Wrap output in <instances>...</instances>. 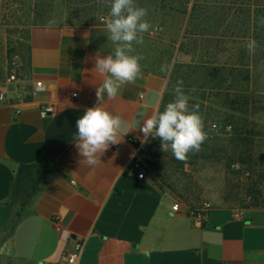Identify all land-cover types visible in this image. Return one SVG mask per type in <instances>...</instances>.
Listing matches in <instances>:
<instances>
[{
	"label": "crops",
	"instance_id": "1",
	"mask_svg": "<svg viewBox=\"0 0 264 264\" xmlns=\"http://www.w3.org/2000/svg\"><path fill=\"white\" fill-rule=\"evenodd\" d=\"M28 44L17 79L0 82V264H69L77 240L78 264H264V207L213 204L201 221L134 172L150 139L137 116L151 114L157 93L161 110L167 77L142 66L116 98L98 102L94 57L114 48L105 25H34ZM97 103L124 116L130 132L88 167L74 145L76 121ZM23 165L35 188L20 179Z\"/></svg>",
	"mask_w": 264,
	"mask_h": 264
},
{
	"label": "rangeland",
	"instance_id": "2",
	"mask_svg": "<svg viewBox=\"0 0 264 264\" xmlns=\"http://www.w3.org/2000/svg\"><path fill=\"white\" fill-rule=\"evenodd\" d=\"M148 10L153 26L143 44L134 45L140 63L168 79L165 105L173 99L178 80L190 101H199L202 75L198 67L226 77V92L205 91L204 131L215 123L231 125L204 142L227 139L229 156H239L245 144L235 141L241 128L251 133L249 167L226 158L177 160L171 151L148 145L141 160L146 174L162 190L192 208L204 203L264 207V0H136ZM107 0H0V82L9 77L13 61L28 53L34 25H105ZM105 20H102V19ZM257 48L249 54L246 44ZM167 71H162V67ZM218 94V95H217ZM235 127L238 131H235ZM243 136V134H242ZM249 168L252 170H249ZM248 169V170H247Z\"/></svg>",
	"mask_w": 264,
	"mask_h": 264
},
{
	"label": "clouds",
	"instance_id": "3",
	"mask_svg": "<svg viewBox=\"0 0 264 264\" xmlns=\"http://www.w3.org/2000/svg\"><path fill=\"white\" fill-rule=\"evenodd\" d=\"M109 7L106 22L107 39L114 45L113 51L101 57H94V69L103 77L96 89L99 101L107 95L109 99L118 96L123 85L134 83L142 75L140 61L143 57L133 54L134 45L143 44L144 34L150 33L151 23L146 19L148 10L139 6L136 0H107ZM246 48L253 54L257 42L250 39ZM167 71V67H162ZM174 96L160 110V95L154 94L152 112H141L136 124L145 140L159 139L163 152L171 151L179 161L185 162L189 153L198 152L207 139L204 122L199 113V104L190 105L185 94L183 81L178 80L173 89ZM74 145L80 157V164L95 167L101 163V156L112 145L119 144L130 132L124 116L115 114L97 103L84 111L76 121Z\"/></svg>",
	"mask_w": 264,
	"mask_h": 264
},
{
	"label": "trees",
	"instance_id": "4",
	"mask_svg": "<svg viewBox=\"0 0 264 264\" xmlns=\"http://www.w3.org/2000/svg\"><path fill=\"white\" fill-rule=\"evenodd\" d=\"M25 59H26V56L23 57L22 60H25ZM142 66H144V65H142ZM144 67L165 76V74L162 72H159V71L154 70V69L147 67V66H144ZM198 69L202 75V77H201L202 83L199 86V90L203 89L204 93L200 97L199 101H191L189 103H190V105L199 104V106H200L199 107V113L201 114V116L203 118V113L206 109V105H205V102H206L205 91H206V89L211 91V93H213V92L218 93V92H223V91L226 92L227 88L224 86H225L226 80L228 78H226V77L219 78V76L217 74L219 71L218 72L214 71V74H212L209 67H206L205 65L198 67ZM166 98H167V92H166L164 99H163L161 111L163 110V108L165 106ZM235 131H238V129L236 127H235ZM239 132H240L239 135H237L234 140L239 142V143L245 144L246 148L237 157L228 155L227 139L225 137H218L211 142H209V141L204 142L201 146L200 151L194 152V153H189V156H194L196 158H205V159L226 158V160H228L229 164H231V162H233V161H235V162L239 161L241 163L247 164L250 167L253 163V160H252L253 157H250V158L247 157L246 159H244V156H247L251 150V149H249L250 145L252 144L251 133L247 129L244 130V128H241V130ZM242 134H243V136H242ZM148 145L160 146V141L158 138L157 139L150 138L149 141L145 144V146L142 149V152H141L142 155L144 154V148ZM249 170H251V169L249 168ZM19 177L21 180L27 181L31 186H33V188H35L36 180L34 178L33 170H32L31 166H28V165L21 166V168L19 170ZM252 206H257V205H252Z\"/></svg>",
	"mask_w": 264,
	"mask_h": 264
},
{
	"label": "built area",
	"instance_id": "5",
	"mask_svg": "<svg viewBox=\"0 0 264 264\" xmlns=\"http://www.w3.org/2000/svg\"><path fill=\"white\" fill-rule=\"evenodd\" d=\"M102 20H105L104 18ZM18 68H19V62L13 61V68L11 70V73L8 77L10 81H15L17 79L18 75ZM44 86L41 82H37L36 84V91H43ZM74 96H77L76 94ZM5 94L0 90V102H3L5 100ZM54 112V107L52 105L46 106L44 110L42 111V116H47L49 114H52ZM232 126L227 125L223 127L220 124H213L211 126V129L208 131H205L207 133V139L209 140L213 138L215 135H219L222 132H229L231 131ZM263 157H264V150H263ZM133 170L135 173H137V177L139 179H144L146 177V170L144 162L141 160V158L137 159L133 163ZM212 205L210 203H204L200 207L192 208L191 213H193L194 216H197L199 220H204L207 217L208 211L211 209ZM181 204L179 202L175 203L173 205V210L178 212L180 211ZM84 249V242L82 240H77L74 244L73 250L67 255V261L69 264H78L79 259L81 257L82 251Z\"/></svg>",
	"mask_w": 264,
	"mask_h": 264
}]
</instances>
